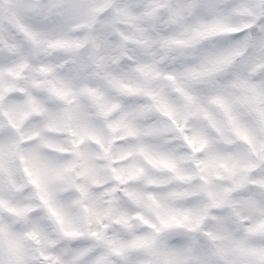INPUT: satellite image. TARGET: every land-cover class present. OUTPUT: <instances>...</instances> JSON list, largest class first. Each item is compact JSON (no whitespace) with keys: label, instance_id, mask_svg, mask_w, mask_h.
Here are the masks:
<instances>
[{"label":"clouds","instance_id":"clouds-1","mask_svg":"<svg viewBox=\"0 0 264 264\" xmlns=\"http://www.w3.org/2000/svg\"><path fill=\"white\" fill-rule=\"evenodd\" d=\"M0 264H264V0H0Z\"/></svg>","mask_w":264,"mask_h":264}]
</instances>
